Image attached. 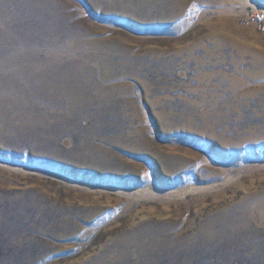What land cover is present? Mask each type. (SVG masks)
<instances>
[{
  "label": "rangeland",
  "instance_id": "1",
  "mask_svg": "<svg viewBox=\"0 0 264 264\" xmlns=\"http://www.w3.org/2000/svg\"><path fill=\"white\" fill-rule=\"evenodd\" d=\"M0 264H264V0H0Z\"/></svg>",
  "mask_w": 264,
  "mask_h": 264
}]
</instances>
